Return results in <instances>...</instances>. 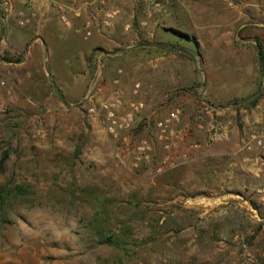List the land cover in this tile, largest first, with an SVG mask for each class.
Masks as SVG:
<instances>
[{"label":"rangeland","instance_id":"obj_1","mask_svg":"<svg viewBox=\"0 0 264 264\" xmlns=\"http://www.w3.org/2000/svg\"><path fill=\"white\" fill-rule=\"evenodd\" d=\"M251 78L264 0H0V264H239Z\"/></svg>","mask_w":264,"mask_h":264},{"label":"crops","instance_id":"obj_2","mask_svg":"<svg viewBox=\"0 0 264 264\" xmlns=\"http://www.w3.org/2000/svg\"><path fill=\"white\" fill-rule=\"evenodd\" d=\"M249 54L253 56L249 63L251 64V67L254 68L256 66L254 53L249 52ZM245 84V91L240 94L234 92L235 95H233V93H230V89L226 84L214 81V83H210V100L218 103L237 101V106L235 107H238L240 101V105H244L248 99H255L252 106L247 109L240 107L237 111L233 110L234 114L237 113L238 116L242 117L243 127L240 137L235 140L232 139L229 148L233 147V150L237 149L242 154V158L235 162L233 161V165L237 163L239 170L243 173L244 177H261L258 180V187L264 188V151L255 154V150L259 151L255 145H252L251 149L254 150V152H251L250 150L242 151V149H244L243 141L248 140L247 136L251 130L257 128L256 125H251L261 122L262 119H264V80L260 87L257 86V83L253 78H251L250 82L247 81ZM261 88L262 90H260ZM257 90H260V92H256ZM231 106H234V104ZM259 130H264V128ZM241 135L243 136L241 137ZM225 137L226 133L223 131L221 136L216 137V141L222 142ZM225 152L226 151L224 150L223 152L210 151V157L216 156L215 158H217L218 155H225ZM255 200L256 204L252 206L250 199H248L247 195H244L242 204L239 206L245 219L244 229L238 236L240 248L238 255L239 264H264V194L257 192ZM215 214L224 217V214H227V209L219 208L217 211H210V215ZM228 220L227 223L229 222ZM221 240L223 241V239ZM228 249L229 246H224V244L216 247V250H220L222 254Z\"/></svg>","mask_w":264,"mask_h":264},{"label":"built area","instance_id":"obj_3","mask_svg":"<svg viewBox=\"0 0 264 264\" xmlns=\"http://www.w3.org/2000/svg\"><path fill=\"white\" fill-rule=\"evenodd\" d=\"M61 19H63L62 15H61ZM111 118V114L108 113L107 115V130L112 133L113 129L111 124H113V121H110ZM169 119L171 121H174L175 123L178 122L177 119V113H171L169 115ZM159 129H161L163 131V126H161V123L158 124ZM161 126V127H160ZM248 140H244L243 144H244V149L246 150H250L252 145H255L260 151H264V130H259V129H252L251 132L249 133V135L247 136ZM258 193L264 194V188H260L257 190Z\"/></svg>","mask_w":264,"mask_h":264},{"label":"trees","instance_id":"obj_4","mask_svg":"<svg viewBox=\"0 0 264 264\" xmlns=\"http://www.w3.org/2000/svg\"><path fill=\"white\" fill-rule=\"evenodd\" d=\"M256 54L258 56V59L261 57V51L259 44H256ZM254 103V100L251 102V105Z\"/></svg>","mask_w":264,"mask_h":264}]
</instances>
